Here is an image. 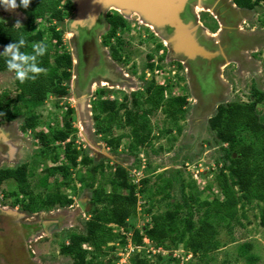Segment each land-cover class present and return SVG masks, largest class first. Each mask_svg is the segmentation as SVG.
I'll return each instance as SVG.
<instances>
[{"label":"rangeland","instance_id":"obj_1","mask_svg":"<svg viewBox=\"0 0 264 264\" xmlns=\"http://www.w3.org/2000/svg\"><path fill=\"white\" fill-rule=\"evenodd\" d=\"M225 1L231 2L232 0ZM67 2L69 0H63L62 4ZM72 15L71 12L66 19ZM199 17L201 19L198 21H201L205 28L203 29L199 23L200 43L210 51L219 52L220 55L217 64L221 65V69L217 75L204 76L199 67H203L205 62H200L198 68L193 67L192 62L175 54L172 44L168 42L169 36L164 34V30H153L144 21L136 20V17L127 19L125 27L120 28L115 36L107 41L106 45L114 46L119 57L121 56L117 59L118 68L123 70V74L130 75V81L132 80V84H125V82H121L120 85L119 83L110 84L115 85L114 87L119 85L120 88L108 92L119 98V103L122 101L121 98L127 96L125 103L129 108L133 109L134 113L145 114L149 122L148 132H151V137L149 142L136 152L139 154L138 158L128 150L133 139V130L124 126L125 110L120 112V118L116 122L115 127L118 129H114L113 133L108 135L98 133L91 106L102 100L104 93H100L101 89L96 86L95 90H98V95L95 96L98 101H94L92 97V99L81 102L85 95L76 94L72 88L74 71L71 72V80L64 83L66 93L62 96L49 94L44 105L35 110L39 116L37 132L51 134L53 130L65 128L64 118L68 110L72 109L73 125L77 128L75 148L83 152V155L90 156L94 161L89 167L78 166L76 169L70 167L72 171L67 179L58 172L54 178L50 179L51 184L48 189L37 191H42L45 196L48 193L59 191L63 195L72 197L73 206H70L68 211L64 210L71 212L70 222L74 226L71 231L57 233L41 245L35 243L39 233L31 237L29 244H25L24 240L22 243L21 240H16L15 248L19 249L20 254L16 252L14 255L7 254L5 247L1 246L4 253L0 252V258L11 261L12 264H76L70 256L61 253V247L69 238L68 232L87 235V223L92 219L93 211L98 207L93 204V189L80 183L79 177L89 176L95 165L104 164L105 173L108 176H111L116 166H122L128 170L130 184L138 196L137 214L128 220V231L110 225L117 237L108 246L102 245L101 250L94 251L91 245H83L84 250L89 252L87 256L89 264H131L136 251L140 259H145L149 264H264V222L261 218L263 204L258 201L244 208L239 207V221L228 223L216 214V216L213 215L211 223L217 228L215 242H219V247L206 255L195 256L184 247V244H178L174 250L156 247L155 243L144 235L145 229L153 224L154 216H160L169 211L174 212L178 203L193 208L194 224L198 227L208 209L209 204H206L212 203L215 199H224L216 178L224 166L225 152L222 148L226 146L218 141L216 133L210 127V120L220 105L249 102L251 98H254V88L264 91V3L254 10L237 8L234 11L235 24L232 23L234 30L228 32L227 36L220 31L221 26L217 27L213 19L207 18L205 12H201ZM26 18L19 8L6 10L4 5L0 4V20L8 26L14 27L17 20L24 25ZM219 20L224 29L227 25L224 26L222 21L225 19L219 17ZM235 25L238 29H235ZM54 26L61 29L63 24L46 18L45 21L37 23L34 32L39 30L47 32L42 42L47 44V50H50L52 55L56 48L58 53L69 54L74 46L70 30L65 27L62 31V41L58 43V40L53 39L52 36L51 28ZM233 34L239 37L238 51H232L231 48L226 47L227 39L230 40ZM214 35L217 36L214 37ZM5 47L0 45V53H3ZM75 58L74 53V63ZM179 63H182L183 67L178 68L175 65ZM150 78H153V83L149 82ZM16 82L14 72H0V98L8 94L10 99H15L19 95ZM204 82L207 85L203 87ZM141 88H145L146 91H141ZM159 88H163L160 89L163 99L156 96L160 103L159 107L153 108L152 105L144 103L148 95L154 96ZM134 89L142 92V96L138 95V98H135L139 101L138 106L133 105L136 96ZM149 89L150 92H148ZM126 92L129 96L125 95ZM132 96L133 100H131ZM173 98L184 100V114L179 116L177 123L165 111L169 108L168 102ZM257 110L264 121V103L259 104ZM24 124V117H18L11 123L0 118V137H6V143L3 147L1 146L0 150V167H17L27 162L31 172L35 174L32 182L36 184L39 178L45 175L47 168L68 164L65 157L66 144L58 143L53 149L47 150L31 132L23 131ZM72 137L68 142H71ZM109 138H121L119 146L108 145ZM7 141H12L14 148ZM15 147L19 149L20 155L14 163L10 154L15 152ZM55 153L58 157L57 163L51 160ZM140 173H143L144 177L138 175ZM100 178L99 174L98 180ZM146 178H149L150 182L143 185L142 180ZM164 180L174 181L173 187L168 190L171 200H163L165 195L156 194L159 186H167ZM99 182L96 183L95 188ZM18 187L17 182L10 180L2 186L3 193L8 190L16 192ZM209 187L212 188L211 191ZM111 190V185H108L107 191ZM79 202H83V205ZM0 203H2L1 199ZM58 209L59 207H56L50 211L54 212ZM48 212L28 213V217L29 219L35 218L31 219L34 223L44 219V224H47L49 221L45 219L50 216ZM188 214V208H184L179 216L184 219L189 216ZM135 230H140L144 235L142 246L136 247L132 243ZM15 235L19 238L17 234ZM123 237L127 239L126 243ZM163 242L168 246L170 236ZM10 243L11 238H0V244ZM170 254V258H166Z\"/></svg>","mask_w":264,"mask_h":264},{"label":"trees","instance_id":"obj_2","mask_svg":"<svg viewBox=\"0 0 264 264\" xmlns=\"http://www.w3.org/2000/svg\"><path fill=\"white\" fill-rule=\"evenodd\" d=\"M234 2L241 9L254 10L264 3V0H234ZM17 3L19 4L20 0H17ZM62 3L63 0H31L27 9L19 7L27 17L26 22L20 27H11L0 20V45L7 46L23 36L26 45L20 50L32 53V45L42 42L47 33L44 30L34 32L37 23L49 18L51 21L62 24L74 9L71 0L65 4ZM111 23L113 27L108 39L114 37L116 32L126 25L125 20H116ZM51 31L53 39H57L58 43H61L62 34L57 32L55 26L51 28ZM56 49L53 55L50 50H47L46 54L39 58V66L46 69V73L40 74L34 81L28 80L25 83H20L17 80L19 95L15 99H10L8 94H4L0 98V118L2 120L11 123L18 117H24L23 131L31 132L34 138L47 150L53 149L58 143L66 144L65 157L68 164L47 168L45 175L41 176L36 184L32 182L35 174L31 172L28 164L13 170L0 171V186L10 179L17 182L19 186L17 192L10 194L14 198L12 205L25 202L24 210L31 214L50 211L56 207L72 206L74 200L59 191L48 193L46 196L42 194V191H37L48 189L51 184L50 179L54 178L58 172L67 179L71 175V168L89 167L93 165L94 161L90 156L83 155V152L75 148L77 128L73 125L72 109L68 110V114L64 118L65 128L53 130L51 134L37 132L39 116L35 110L44 105L49 94L64 95L67 90L64 83L70 81L72 77V56L67 53H58ZM7 59V56L0 55V72L9 71ZM161 90L155 92L154 96L149 94L144 103L158 108L160 103L156 96L163 99ZM253 96L254 98H251L249 102H232L220 105L210 120V127L216 133L218 141L226 146L222 148V151L225 152L224 166L216 178V183L221 189L224 199H215L212 203L206 204H209L208 209L198 227L194 224L193 208L185 204H176L174 212L169 211L166 214L154 216L153 224L145 229L144 235L155 243L156 247L174 250L178 244H184V247L195 256L206 255L217 250L219 247V242H215L217 228L211 223L212 217L217 215L228 223L239 221V207L244 208L255 201L263 204L261 218L264 222V121L257 110L258 105L264 103V91L254 88ZM126 99L127 97H124L123 103L103 99L95 102L93 112L96 127L101 135L113 133L114 129H118L115 126L120 118V112L125 110L124 126L133 130V139L128 150L138 158L139 154L136 152L146 145L151 137V132H148L149 122L145 114L134 113V110L125 103ZM137 100H134V106L139 105ZM168 104L169 108L165 111L177 123L179 116L184 114V100H174L173 98ZM71 137V142H68ZM120 141L121 138H113L108 140V145L118 147ZM51 160L53 163H57L56 153ZM90 173L89 176H80L79 182L93 189V204L98 207L93 211L94 216L87 223V235L72 234L68 238L70 244H64L61 247V253L70 256L76 264H89L87 262L89 252L84 250L83 245H91L94 247V251L101 250L102 245L108 246L117 237L110 225L127 230L128 220L137 214L138 196L130 184V175L126 168L116 166L111 176H108L105 173L104 164H100L95 165ZM99 174L101 175L100 180H98ZM98 181H100L99 185L95 188ZM149 182V178L142 180L143 185H147ZM106 183L112 187L110 192L107 191ZM166 183L167 186H159L156 194L165 195L163 200H171L168 190L173 187L174 181L167 180ZM208 189L212 190L211 187ZM22 195L25 197L24 199H21ZM184 208H188L189 216L182 219L179 215ZM144 235L140 230H135L132 243L136 247L142 246ZM168 236H170V244L166 246L163 241ZM123 241L126 243L127 239L123 237ZM245 247L247 248V246ZM170 256L171 254L166 258H170ZM140 258L136 251L131 264H149L145 259Z\"/></svg>","mask_w":264,"mask_h":264},{"label":"flooded vegetation","instance_id":"obj_3","mask_svg":"<svg viewBox=\"0 0 264 264\" xmlns=\"http://www.w3.org/2000/svg\"><path fill=\"white\" fill-rule=\"evenodd\" d=\"M71 1L73 2L74 5V9L71 11L73 15L70 16L68 19H66L68 20L67 22L62 23L63 27L61 29H57V32L62 34V31L65 30V27L66 28L68 27V30H70L72 34V42L74 46L72 52L69 53L73 58V67L71 69V72L72 73L73 71L75 72V76L72 77L73 78L72 83H74L72 88L76 94H79L81 96L85 95V98L82 99L81 102H83L84 100L86 101L90 98L92 99V97L94 101H98V98L96 97L98 95L97 92L98 90H95L96 86H98V89H101L100 93L102 94L104 93L102 97L103 100L118 101L119 98L113 96L108 91H114L115 89H119L120 88L119 85L121 82H125V84H132V80L130 81L131 79L130 75L123 74L122 73L123 70L118 68L119 66L117 61V59L119 58L118 51L114 48V46L106 45L107 41L109 40L108 36L111 35V31L113 27L111 22L116 20L127 21V19L132 17H136V20L138 21L139 20L143 21V17L138 11L133 9L132 4H128L126 0H119L120 8L116 7L115 5H110L104 12L100 13L98 19L96 20V23L92 24L91 21H89V23H86L83 26L78 25L76 28H74L72 26V23L74 22L75 18L78 16V4L76 0H71ZM237 8L239 9V7L235 4L234 0H232L231 2L225 0H189L182 17L186 22L193 21L195 23H201L202 28L205 29L204 25H202V22L198 21V19H201V17H199V14L201 12H205V14H207V18L213 19L216 22L217 27L218 25L219 27L221 26L220 31L224 32L225 35L227 36L228 32L230 31L232 32L234 30L233 29L235 24L234 11H236ZM219 17L220 18L223 17L225 19L222 21L224 23V26L227 25L226 27H224V29H223V25L219 20ZM225 21H227L229 24H227ZM236 28L238 29V26L235 25V29ZM201 31L203 30L201 29ZM171 33L172 30L170 29V30H165L164 34L169 36L171 35ZM207 33L209 34V32ZM214 37H216V35H214ZM238 39L239 37H237V35L235 36L234 34L232 37H230V40L227 39V43H226L227 49L231 48L232 51L233 50L238 51V46H239ZM74 53L76 57L75 63H74ZM219 58L220 55H218L211 61H206L204 59L201 60L197 59L190 62H192L193 67L195 68L199 67L198 65H200L199 64L200 62H205L204 64L202 63L203 67H199L200 71L204 73V76L205 75L208 76L212 74L217 75L221 69V65L219 66V64H217ZM174 63L176 62L174 61ZM175 65H177L178 68L183 67L182 63ZM135 69L137 70V68ZM120 72L123 75L120 74ZM187 73H189V70H187ZM148 80L149 82L153 83V78H150ZM116 83H119V85H117L116 87H114L115 85H110ZM204 83L202 84L203 87L207 85L206 83L205 84ZM133 91L135 93L134 95H136L134 97V100L135 98H138V95L142 96V92H140V90L134 89ZM141 91L145 92L146 89L141 88ZM125 95L129 96V93L126 92ZM121 100H122L121 103L125 101L124 98H121ZM131 100H133V96L131 97ZM91 108L92 110L94 109L93 105L91 106ZM0 139H1L0 140V150H1V146L3 147V145H5L4 143H6V137L2 136L0 137ZM13 169L15 168L7 167V166L0 167V171L13 170ZM4 184L2 186H4ZM2 186H0V199L2 201V203H0V238L1 239L11 238V243L0 244L1 253H4L3 250H1V246H3L5 247V251L7 254L14 255L15 252L17 254H20L18 252L19 249L17 250L15 248L17 244L16 240H21V243L24 240L25 244L26 243L29 244L31 237H35L36 233L37 234L39 233L40 235L38 236V239H35L36 240L35 243H37V245L38 244L41 245L44 244L43 243L44 241L48 242L49 239H51L55 234L63 233L64 231H71V228L74 227L72 225V222H70L71 212H66L68 211L69 207L59 208L54 212L49 211L48 214L50 216L48 217L46 216L47 219H45L49 221V223L47 224H44L43 222L44 219L43 221L34 223L33 221H31V219H35V218L29 219L28 217L29 214L26 210H24V205L22 204L12 205L11 203H8L9 201H11V198H9L10 195L7 196L5 193H3L4 188H2ZM9 193L12 195V192L8 190V194ZM4 202L6 203L3 204ZM62 210L63 211L66 210V211L62 212ZM68 233L69 236L74 234L71 232ZM15 234H17L20 239L17 238ZM64 244L69 245L70 244L69 239L65 241ZM1 253H0V257H1ZM33 254H35V252ZM0 264H12V263L11 261L9 262L8 260H3L2 258H0Z\"/></svg>","mask_w":264,"mask_h":264},{"label":"water","instance_id":"obj_4","mask_svg":"<svg viewBox=\"0 0 264 264\" xmlns=\"http://www.w3.org/2000/svg\"><path fill=\"white\" fill-rule=\"evenodd\" d=\"M76 2L78 16L72 23L74 28L78 25L83 26L89 21L92 24L96 23L100 13L110 5L120 8L119 0H76ZM126 2L132 4L133 9L142 15L147 25L154 26L159 31L172 30L168 42L172 44L176 55L189 61L200 58L211 61L219 55V52L210 51L200 43L198 38L200 24L193 21L186 22L183 19L182 15L189 0H126Z\"/></svg>","mask_w":264,"mask_h":264},{"label":"clouds","instance_id":"obj_5","mask_svg":"<svg viewBox=\"0 0 264 264\" xmlns=\"http://www.w3.org/2000/svg\"><path fill=\"white\" fill-rule=\"evenodd\" d=\"M31 0H0L6 10H15L19 7L27 9ZM22 26L19 20L16 21L14 27ZM26 41L21 36L17 41L8 44L3 53L8 57L6 60L9 71L15 73L16 79L20 83H25L28 80H35L40 74L46 73V69L39 66V58L47 52V44L45 42H37L32 45V53L22 52L20 49L25 47Z\"/></svg>","mask_w":264,"mask_h":264},{"label":"crops","instance_id":"obj_6","mask_svg":"<svg viewBox=\"0 0 264 264\" xmlns=\"http://www.w3.org/2000/svg\"><path fill=\"white\" fill-rule=\"evenodd\" d=\"M8 142V141H7ZM9 144H12V146H13V144L14 143H12V141H9L8 142ZM13 148H14V146H13ZM16 148V147H15ZM19 149H15V152L14 153H12V154H10V156L13 158L12 159V161L15 163V161L18 159V157H19V155H20V152L18 151ZM14 151V150H13ZM25 164H27V162H25V163H23L22 165H19V166H17V167H14L15 169L16 168H19L20 166H23V165H25ZM17 165V164H16ZM4 192V191H3ZM17 192V191H16ZM13 193V192H12ZM5 194L7 195V196H9L10 195V193L8 194V192H5ZM66 195V194H65ZM70 197V196H69ZM9 198H11V201H9L8 203H11L12 204V202L14 201V198L13 197H11V196H9ZM25 197L22 195V197H21V199H24ZM72 198V197H71ZM75 199V198H74ZM25 204V202H23L22 203V205H24ZM79 204L80 205H83V202H79ZM14 214V213H13ZM15 214H17V213H15Z\"/></svg>","mask_w":264,"mask_h":264},{"label":"bare ground","instance_id":"obj_7","mask_svg":"<svg viewBox=\"0 0 264 264\" xmlns=\"http://www.w3.org/2000/svg\"><path fill=\"white\" fill-rule=\"evenodd\" d=\"M148 27H150L151 29H155L154 26H151V25H147ZM217 36V35H216Z\"/></svg>","mask_w":264,"mask_h":264},{"label":"built area","instance_id":"obj_8","mask_svg":"<svg viewBox=\"0 0 264 264\" xmlns=\"http://www.w3.org/2000/svg\"><path fill=\"white\" fill-rule=\"evenodd\" d=\"M138 175H140V176H143V173H140V174H138ZM144 177V176H143ZM139 179V178H138ZM138 179H137V181H138ZM140 181H138V183H139Z\"/></svg>","mask_w":264,"mask_h":264}]
</instances>
